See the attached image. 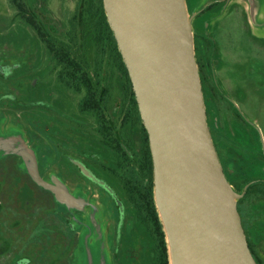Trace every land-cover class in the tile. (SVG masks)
<instances>
[{
  "label": "rangeland",
  "instance_id": "1",
  "mask_svg": "<svg viewBox=\"0 0 264 264\" xmlns=\"http://www.w3.org/2000/svg\"><path fill=\"white\" fill-rule=\"evenodd\" d=\"M211 1L184 0L187 15L191 16L194 55L203 65V82L214 78L215 86L228 94L234 111L254 129L255 143L264 146V0H243L240 4L224 6L217 0L205 8ZM26 2L55 42L64 41L69 20L81 5L79 0ZM203 16L207 17L205 23ZM204 28L212 33L211 38ZM81 49L93 70L97 56L92 42L83 40ZM214 51L218 63L214 60ZM5 70H10V74L5 76ZM214 73L222 77L223 84L216 80ZM101 78L103 84L112 83L105 114L130 158L136 161L141 145L139 128L131 125L122 128L117 117L123 97L121 79L108 62L101 66ZM80 96L59 81L52 58L33 30L21 21L8 0H0V128L19 130L35 149L42 174L61 176L69 188L80 187L86 198L83 222L87 226L82 237L75 231V214L69 213L67 222H55L59 225L56 227L53 221L49 223L55 216L47 213V220L41 223H49L47 231L20 232V241L28 240L26 254L32 257L33 264L48 263V257H56L57 264H131L129 259L134 264H147L138 252L142 244L139 246L137 241L134 244L137 249L128 244L130 250L126 253L124 230H116L115 204L79 172L78 165L82 163L104 178L120 195L126 208V219L120 223L127 227L134 224L120 184L103 172L107 167L117 168L115 156L97 132L91 115L78 111ZM230 188L236 202L237 193L231 185ZM95 205L98 211L94 217ZM39 212L42 216V211ZM76 243L78 248L74 252ZM24 246L21 243L19 253Z\"/></svg>",
  "mask_w": 264,
  "mask_h": 264
},
{
  "label": "water",
  "instance_id": "2",
  "mask_svg": "<svg viewBox=\"0 0 264 264\" xmlns=\"http://www.w3.org/2000/svg\"><path fill=\"white\" fill-rule=\"evenodd\" d=\"M102 3L147 132L170 264H257L206 121L184 0ZM17 152L38 185L58 202L81 208L62 182L39 175L26 143Z\"/></svg>",
  "mask_w": 264,
  "mask_h": 264
},
{
  "label": "flooded vegetation",
  "instance_id": "3",
  "mask_svg": "<svg viewBox=\"0 0 264 264\" xmlns=\"http://www.w3.org/2000/svg\"><path fill=\"white\" fill-rule=\"evenodd\" d=\"M216 1L213 0L209 4ZM219 1L223 4L234 2L240 4L243 2V0ZM213 81H215L214 78L208 83L203 82L202 84L206 121L224 175L237 193L236 208L249 250L257 264H264V146L255 143L254 129L242 121L246 122L229 104L228 94L215 86ZM240 118L242 119L240 120ZM21 141L32 149L39 175L50 183H54L55 180L62 182L74 197L82 201L81 208L68 207L66 204L58 202L51 191L38 185L31 178L27 172L26 163L17 152ZM106 145L114 154V164L117 166L114 150L107 143ZM139 157H141L140 151L134 163L139 164ZM98 167L100 168L99 165ZM107 168L103 172L108 173L106 176L111 179L114 177L124 192V180L118 174L119 167L117 166L116 169ZM78 169L81 174H84L102 189L115 204L117 209L116 230L120 228L121 231L124 230L125 232L122 233L127 242L126 253L130 250L127 248L128 244H133L135 247L136 245L134 244L137 241L136 243H140L139 246L142 244L140 247L142 249L137 251L142 253L147 260V264H152L149 257L152 249L151 242L138 239L140 235L134 230L136 225H129L130 227L128 226V228L120 223V220L125 221L126 219V208L123 206L124 203L120 195L116 194L110 184L104 178H101L97 172L90 169L89 166L84 167L80 163ZM45 197L49 202L47 204ZM84 199L86 198L80 187L74 190L67 186L61 176L53 173L48 176L42 174L35 149L22 137V133L19 130L0 128V264H33L32 257H29L25 252V243H28V240L24 239L21 242L19 238L20 232L47 231L48 225L52 221L56 227L59 226L57 223L55 224L58 220L67 222L69 213L71 215L75 214V231L78 237H82L85 226H87L83 222ZM39 208L42 209L39 211H42L43 217L41 212H36ZM94 208L95 217V213L98 211L97 205ZM47 213L54 215L55 220H50L49 223L42 225L41 223L44 219L47 220ZM45 214H47L46 217L44 216ZM71 215L70 217H73ZM92 223L96 227L94 218ZM21 243L22 246H25L22 252L19 253ZM77 248L78 243L75 245L74 252H76ZM46 260H48V263L46 262L45 264H57L56 257H48ZM129 261V263L134 264L131 259Z\"/></svg>",
  "mask_w": 264,
  "mask_h": 264
},
{
  "label": "trees",
  "instance_id": "4",
  "mask_svg": "<svg viewBox=\"0 0 264 264\" xmlns=\"http://www.w3.org/2000/svg\"><path fill=\"white\" fill-rule=\"evenodd\" d=\"M79 1L80 8L69 20L64 41L55 42L35 14L30 11L26 0H8L13 11L33 30L52 58L59 81L66 88L81 95L77 103L78 111L91 115L97 132L114 150L116 164L119 167L118 174L124 180L125 198L136 225L134 230L140 235L138 239L150 241L152 245L149 254L151 263L170 264L165 232L154 201L153 168L148 136L142 124L126 66L108 25L102 0ZM212 4L205 8H209ZM86 39L92 42L97 56L93 70L81 49L82 41ZM195 60L202 85L205 80L203 65L196 57ZM104 62L112 64L121 79L123 97L117 116L120 126L123 128L131 125L139 128L141 140L139 164L134 163L130 158L120 139L114 134L105 114V107L111 97L112 83L102 82L101 66Z\"/></svg>",
  "mask_w": 264,
  "mask_h": 264
},
{
  "label": "crops",
  "instance_id": "5",
  "mask_svg": "<svg viewBox=\"0 0 264 264\" xmlns=\"http://www.w3.org/2000/svg\"><path fill=\"white\" fill-rule=\"evenodd\" d=\"M222 5L224 6L223 3H222ZM221 8H222V7H221ZM217 13H218V12H217ZM205 18H207V17H204V16H203V19H204V20H203V23H205V22L207 21ZM204 29L206 30V28H204ZM206 31H207V30H206ZM207 33H208V35H209L210 38H211V37H212V33L208 32V31H207ZM213 55H214V60H215V57H216L215 51H214V54H213ZM215 62L218 63V61H216V60H215ZM216 66H217L216 70H217V69L220 70V68H218V64H217ZM216 70H215V71H216ZM218 70H217V72H218ZM214 75H216V80H219V82L223 84L222 77H221V76L219 77L217 73H216V74L214 73ZM220 86H221V85H220ZM221 87L223 88V86H221Z\"/></svg>",
  "mask_w": 264,
  "mask_h": 264
},
{
  "label": "clouds",
  "instance_id": "6",
  "mask_svg": "<svg viewBox=\"0 0 264 264\" xmlns=\"http://www.w3.org/2000/svg\"><path fill=\"white\" fill-rule=\"evenodd\" d=\"M5 76H7V75H9L10 74V70H5ZM8 99H11V97L9 96V97H7Z\"/></svg>",
  "mask_w": 264,
  "mask_h": 264
}]
</instances>
